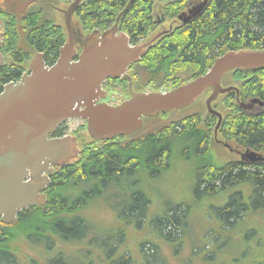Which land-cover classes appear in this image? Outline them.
I'll return each instance as SVG.
<instances>
[{
    "label": "trees",
    "instance_id": "obj_1",
    "mask_svg": "<svg viewBox=\"0 0 264 264\" xmlns=\"http://www.w3.org/2000/svg\"><path fill=\"white\" fill-rule=\"evenodd\" d=\"M74 1L39 0L37 3L35 0V9L22 17L1 8L5 52L12 54L16 62H21L28 59L29 51H39L44 53L48 66L54 65L67 34L50 19L48 12L51 5L63 3L62 8L66 9ZM192 3V0H83L75 19L82 31L89 34L95 30L107 31L121 16L120 31L137 44L154 31V10H164L166 17L172 19ZM124 10L128 11L123 15ZM239 50H264V0H210L200 18L164 38L130 69L134 70L137 85L152 87L155 91L172 90L206 74L215 60L225 53ZM17 71L13 68L4 72L3 82L19 80ZM222 83L224 87L238 88L241 102L264 101V70L234 71L227 74ZM210 93L208 91L204 96ZM213 107L223 116L218 131L220 141L236 150H250L264 157V111L244 112L237 103L235 92L220 96ZM167 115L145 118L144 124ZM217 121L206 110L205 115L197 113L180 123L151 127L136 140L125 142L127 138L119 137L116 142L101 148L83 149L81 162L65 168L53 179L46 207L23 211L13 225L0 222V264H19V254L31 248L34 239L57 244L58 239L79 233L87 223L79 212L100 195L101 187L107 188L114 182L120 184L127 175L142 177L147 174L151 178L161 175L171 168L174 152L180 148L194 152L200 160L209 159L196 172L199 194H230L229 202L215 210L221 222L214 228L218 245L241 223L242 217L245 221L254 211L264 207V162L246 165L240 160L224 161L216 149H226L215 141ZM211 154L215 156V162L210 161ZM242 185L253 188L250 197L246 192L234 191ZM140 195L133 194L134 203L139 201ZM146 205L148 207L149 201ZM143 210L132 207L130 215L141 221L146 216ZM154 223L157 229L166 223L175 229L180 227L178 216L170 212ZM163 236L169 238L170 234ZM116 239L114 246H117ZM147 243L154 245L158 254L159 246ZM215 250L213 256L217 254ZM156 255L150 256L151 260L142 256L141 262L123 255L113 264H151ZM262 263L264 259L256 264Z\"/></svg>",
    "mask_w": 264,
    "mask_h": 264
},
{
    "label": "water",
    "instance_id": "obj_2",
    "mask_svg": "<svg viewBox=\"0 0 264 264\" xmlns=\"http://www.w3.org/2000/svg\"><path fill=\"white\" fill-rule=\"evenodd\" d=\"M82 1L75 0L66 9H60L66 10L63 14L67 41L57 62L46 67L43 55H36L30 66L31 73L18 83L6 86L0 94V222L5 225L17 223L23 211L45 206L42 191L50 184L45 174L52 173V167L64 166L78 157L75 138H49L69 120H85L88 134L95 141L128 138L143 128L145 118L185 110L211 91L205 106L207 114L218 120L215 139L219 144L223 116L213 103L220 96L235 92L239 107L245 112L255 105L264 108V101L257 99L240 102L238 88L222 85L224 77L231 72L264 70V50L227 52L215 60L206 74L168 92L135 94L119 106L98 103L100 98H106L103 82L124 76L129 67L146 55L153 41L131 46L130 38L119 33L117 24L102 37L89 36L78 55L80 42L71 23ZM209 1L194 4L179 21L187 24L197 18ZM2 41L0 34V46ZM241 158L251 164L264 161V157L250 150Z\"/></svg>",
    "mask_w": 264,
    "mask_h": 264
},
{
    "label": "rangeland",
    "instance_id": "obj_3",
    "mask_svg": "<svg viewBox=\"0 0 264 264\" xmlns=\"http://www.w3.org/2000/svg\"><path fill=\"white\" fill-rule=\"evenodd\" d=\"M34 1L0 0V9L4 8L22 17L35 9L37 4ZM197 1L192 0L193 3ZM62 6L63 3L56 4V7ZM48 13L55 23H60V16L56 12L50 8ZM166 23L169 21L166 20ZM119 93L113 94L111 98L116 103L123 100ZM207 97L204 96L199 103L188 109L146 122L138 135L124 141L136 140L154 126L180 123L197 113L205 115ZM82 124L81 120L68 122L65 126L66 134H78L82 150L86 147L91 150L101 148V143L90 142L86 126L81 128ZM216 149L224 161L240 160L227 149ZM207 160H200L194 152H185L184 148H180L174 152L171 168L161 175L154 178L147 174L142 177L127 175L117 187H101V194L96 196L110 197L112 206L103 199L92 201L79 212V216L87 222L85 228H81L77 234L58 239L57 244L50 240L34 239L31 244L35 247L27 248L19 254V264H113L123 255L141 262L142 256L151 260L150 256L157 254L155 246L147 242L159 246L158 254L151 264H256L258 260L264 259V207L254 211L245 221L242 217L239 220L241 223L217 245L214 228L221 222L215 210L229 202L230 194H199L196 172ZM210 161H216L212 154ZM252 189L251 186L242 185L234 191L246 192V196L250 197ZM137 193L141 195L139 201L134 203L133 194ZM135 206L144 209L146 216L141 221L139 217L130 215V208ZM168 212L178 216L180 227L175 229L166 223L157 229L154 221L163 219ZM160 230L163 235L170 234V237L165 238ZM114 239L117 240V246H114ZM214 250L217 252L215 256Z\"/></svg>",
    "mask_w": 264,
    "mask_h": 264
},
{
    "label": "flooded vegetation",
    "instance_id": "obj_4",
    "mask_svg": "<svg viewBox=\"0 0 264 264\" xmlns=\"http://www.w3.org/2000/svg\"><path fill=\"white\" fill-rule=\"evenodd\" d=\"M199 1H201V0H198L197 2H194V3H198ZM51 6H52L51 7L52 10L54 12H56L60 16V23L59 24L55 23L56 21L52 17H50V19H52V21L56 25H59V26H61L62 28H64L66 30V21H65L66 19H65V16L63 14L64 11H66V10H60V9H63V8H59V7H56L54 5H51ZM188 11L189 10H187V9L186 10H183V11H181L177 15V17L170 19V18L166 17L164 10H161V11L160 10H154L153 11V14H152V17H153V20H154V23H153L154 31L153 32H150V34L145 39H142L137 44H133L131 42V40H130L131 46H143L144 44L153 41V43L147 48V53H148V51L152 47H154L156 44H158L164 38H166L167 36H169L170 34H172L173 32H175L178 28H181L183 26H186V25L190 24L193 21H196L205 12V10H204V12L200 16H198L195 19H192L189 23L184 24L181 21H179V17L181 15H183V14L188 13ZM122 13H124V12H122ZM161 14H162V16H161ZM49 16H50V13H49ZM119 17H118L116 23L110 29H112L117 24H118V27H119L120 20H121V18L119 20ZM166 20L169 21V23H166ZM2 25H3V23H2ZM71 26H72V30H73V33H74L75 37H77V41L80 42V43L77 44L78 55L81 54V52L79 51V49H82L83 48V45H84V43L86 42V40L88 39L89 36L95 35L96 37H98V36L99 37H102L105 34V32H107V31L110 30V29H108L105 32H100L98 30H95L92 33L86 34L85 32L82 31L80 24L75 19V15L72 17ZM119 33H124V32H121L120 31V27H119ZM0 34L3 36V40H4V35H5L4 27H3V30L0 32ZM17 51L18 50H16V52ZM59 53H60V51H59ZM38 54H42L43 55V61H44L46 67H52L53 66V65L52 66H48L46 64L44 53L39 52V51H35L33 53L29 51V53H28V59L22 60L21 62L20 61L19 62H16V60L13 57V55L12 54H9V53H6L5 52V49L2 46H0V56L2 58V63L0 64V94L4 91V89H5L6 86H8L10 84H16V83H18L22 78H24L25 76H27V75H29L31 73V71H30L31 63H32L33 59L35 58V56L38 55ZM58 58H59V56H58ZM131 67L128 68V70L126 71L125 75L122 76L121 78H119V79H108L105 82H103L102 91H104V96H106V98L105 99L100 98L99 101H98V103H107V104L112 105V106H119L122 103H124L125 101H128L129 99H131V97L133 95H135V94L159 92V91L153 90L152 87L143 88L142 84L137 85L136 84V78L134 77V70H131L130 69ZM13 68H16V70L17 69L19 70V71H17L18 72V79L19 80H17V78H16V79H13V80L10 79L7 82H3L4 81V77H3L4 72L10 71ZM222 85H223V83H222ZM119 90L121 91L120 93H119ZM147 90H150V91L147 92ZM116 93H119L120 96H122V98H123V100L120 103H116L115 100H112L111 99L112 96H113V94H116ZM236 100H237V103H238L237 94H236ZM239 100H240V98H239ZM240 102H241V100H240ZM250 102H252V101L250 100V101H248L246 103H250ZM263 111H264V108L263 107H261L259 105H255L251 110L246 111V113L254 114V113L263 112ZM76 120H81L83 122L81 128H83V127L86 126V131H87V122L85 120H82V119H76ZM71 121H75V120H69L66 123H64L63 125H61L56 130V132L53 135H51L49 138L50 139H55V138H62V137H65V136H71V137L75 138L76 141H77L78 149H79L78 157H76L74 160L70 161L68 164H66L64 166L52 167V173L45 174L46 178L49 179L50 184L47 186V188L45 190L42 191V194L46 197V205L43 206V207H46L48 205V203H49V200H50L49 199V197H50V195H49L50 187L52 186L53 179L56 178V175L58 173L62 172L65 168H68V167H70L71 165H74V164L75 165L76 164H79L81 162V158H82V155H83V151L80 148V143H79L80 137L78 136V134H75V133H70V134L67 133L66 134V132H67L66 130L67 129H66L65 126H66V124L68 122H71ZM87 134H88V131H87ZM88 136H89V134H88ZM89 139H90V142L92 144L101 143L102 144L101 147H103L106 144H111L113 142H116V140H117V138H116V139L109 140V141H95L90 136H89ZM221 145L223 147H225L228 150V152H230L233 155H236L237 157H239L240 158V161H242L241 156H242V154L244 152H242L239 149L236 150L233 147H231V145H228L226 143H223ZM226 145H228V146L226 147ZM86 148L89 149L90 147H86ZM93 152L94 151H92V153ZM95 154H98V153H95ZM263 162L264 161L259 162V163H263ZM243 163L246 164V165L247 164H249V165H255V164H251V163H248V162H243ZM259 163H256V164H259ZM117 186H118V183L114 182V183L110 184L107 188H109V187H117ZM111 191H113V190H111ZM100 194H101V191H100ZM98 199H103L106 202H110L111 203V206L113 205V202L111 201V198L110 197L107 198L105 196H101V197L96 196V199L95 200H98Z\"/></svg>",
    "mask_w": 264,
    "mask_h": 264
}]
</instances>
